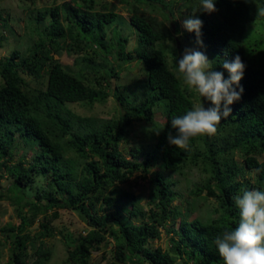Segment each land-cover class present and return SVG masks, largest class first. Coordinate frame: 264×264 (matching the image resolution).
Masks as SVG:
<instances>
[{"label": "trees", "instance_id": "16d2710c", "mask_svg": "<svg viewBox=\"0 0 264 264\" xmlns=\"http://www.w3.org/2000/svg\"><path fill=\"white\" fill-rule=\"evenodd\" d=\"M60 1L53 8L30 13L29 39L35 35L37 41L29 40L25 52L14 50L9 57L0 58V170L13 180L8 195L0 194V198L15 206L19 219L18 225L4 230V238H0V248L3 242L10 245L9 263L48 264L53 251L44 240L54 236L50 224L58 213L53 211L51 218L45 214L67 209L78 215L88 231L84 236L64 235L66 264H91L92 252L109 243L114 254L108 264H224L214 240L225 228L238 226L239 210L233 197L242 188L264 191V17H257V7L264 8V0H215L217 10L212 13L200 10L201 0H183L189 17L196 12L195 17L203 22L201 39L212 56L213 70L227 79L223 62H232L237 55L246 65L240 82L245 91L230 106L231 116L217 125L215 134L192 138L185 148L170 145L167 136L170 131L175 134L172 118L183 116L195 105L194 92L175 73L179 50H168L165 41L177 43L170 33L156 29L154 15L162 21L173 17V0H118L136 33L132 50H126L128 37L120 29L108 34V28L119 20L114 3L104 2L96 9V0ZM47 18L48 24L41 27ZM254 21L258 33L251 32ZM3 26L7 29L5 23ZM184 34L197 38L194 32L186 30ZM62 51L77 54L75 64L86 63L84 69L75 73L55 61L53 55ZM169 53L175 61L172 66ZM95 56L102 61L95 63ZM136 60L145 77L136 85L137 91L128 87L130 96L116 91L121 108L118 117L79 116L68 108L72 104H104L110 80L119 79L122 66ZM23 76L34 80L46 76L45 85L31 88ZM158 107L165 113L161 124L154 122ZM141 122L155 126L151 132L154 143L131 146L127 158L120 147L128 142L130 127ZM17 137L29 147L27 165L23 160L12 163ZM200 142L202 152L196 151ZM235 151L242 157V167L225 158ZM196 156L212 164L211 177L190 194L194 202L197 198L215 199L213 213L218 218L206 215L189 220L177 206H171L178 199L173 189L177 182L168 173ZM154 163L159 170L151 172ZM248 173L252 180L244 179ZM135 174L144 179L151 175L153 187L146 210L133 193L113 191ZM37 175L48 178L50 185L48 193L36 196L38 202L46 200L44 205L29 202L25 194ZM25 207H29L28 214ZM194 210V203L188 204L187 213ZM39 215L45 216L31 235L29 229ZM161 229L170 236L166 250L149 246L151 240L160 238ZM30 248L37 255L34 262L28 259Z\"/></svg>", "mask_w": 264, "mask_h": 264}, {"label": "rangeland", "instance_id": "374dc122", "mask_svg": "<svg viewBox=\"0 0 264 264\" xmlns=\"http://www.w3.org/2000/svg\"><path fill=\"white\" fill-rule=\"evenodd\" d=\"M157 3V0H154ZM167 3L170 0H161ZM104 2L114 3L117 8L116 12L119 15V20L117 19L116 23L112 24L108 28V34L110 35L114 28H118L121 30L123 36L128 37V43L126 45V50H132L136 46V33L133 27L129 24V16L127 14V10H125V6L118 3V0H96L95 8L98 9L101 4ZM60 0H0V58L9 57L14 50H19L21 52H25L26 48L30 45V41H37V37L35 35L30 38V29L28 28V18L31 16V12L44 8H53L54 6L60 4ZM158 6V5H157ZM183 0H173V17L167 19L166 21L159 20V15H156V29H160L165 31V33H170V35L175 39L165 41V45L168 47V50H173L175 47L179 50L177 53V60L183 58L184 51L186 48H196L199 51L203 52L209 61L212 62V56L209 52L203 47H200L197 44V38H187L184 34L186 31L183 28V21L189 18L188 11L183 7ZM159 7V6H158ZM161 8V6L159 7ZM146 12H151L148 10V7L143 8ZM167 13V12H165ZM49 18L41 22V27L48 24ZM7 25V29L3 26V24ZM34 26V25H33ZM259 27L257 23L251 25V32L258 33ZM30 40V41H29ZM97 50V49H96ZM98 51V50H97ZM100 55V54H99ZM77 54H67L65 51L60 52L59 54H54V60L61 63L67 69L77 73L84 69V65L86 63H80L79 65L75 64V59H77ZM79 56H83V53ZM169 65L172 66L174 63V57L169 53L167 56ZM95 63H100L102 58L99 56H95ZM113 64L116 68L117 64L113 61ZM123 68L120 70L119 79L110 80V88L107 89L109 94V98L104 104H94L92 106L84 105V104H72L68 105V108L71 109L76 115L79 116H88V117H97L102 119H109L113 117H118L121 114V108L116 101L115 95L116 91H119L122 94H126L130 96L131 94L128 91L129 88H133L135 90L136 85L141 84L144 80L145 74L143 71V67L139 61H131L122 66ZM172 68V67H171ZM103 69H100L99 72L102 73ZM175 73L183 78L182 75L178 72V69H174ZM90 78L92 75H89ZM25 81L28 83L31 88H43L45 85L46 76L40 80H34L31 77L23 76ZM3 85V80L0 78V86ZM191 89V88H190ZM194 92V101L195 105L204 104L207 108L205 100L199 96L198 92L195 89H191ZM137 91V89L135 90ZM207 102V101H206ZM154 122L162 123L165 120V113L163 107H158L154 112ZM155 129L154 125L141 123H134L130 127V135L128 142L126 144L121 145L120 150L127 158L129 156V148L131 146H147L152 145L154 141L151 139V132ZM16 143L13 151V162L18 163L19 160H23L24 163L30 161V153L29 147L24 145L20 139H16ZM196 151H204L203 143L200 142L196 146ZM227 160L235 162L239 167L243 166V160L241 155L235 151L231 154L226 155ZM181 168L177 169L176 172L168 173L171 179L175 180L177 183L173 187L174 191L178 194V199H176L171 206H177L178 209L182 212V216L186 219H193L195 217H205L209 215L211 218H218L219 215L213 213V210L216 209L217 203L213 198H209L206 201H203L200 198H197L190 194L191 189H193L196 185H200L201 182L210 178V172L212 170V164L204 159L197 158L195 160H189L184 163ZM159 170L157 163H154L151 167V172ZM150 174L144 179L140 174L133 175L129 181L119 187L116 186L114 190H116V194L121 193L122 191H128L133 193L138 197L140 205L146 210L149 207V200L152 185L149 182ZM250 178L253 179L252 174H245L244 179ZM242 177L240 180H244ZM12 179L8 176L7 173L0 170V194H7V189L12 184ZM50 191V185L48 178L42 175H37L34 178L33 184L25 191V194L29 200V202H37L39 204H46V200L41 198L39 202L36 199V196L43 192L48 193ZM111 193V192H109ZM113 193V194H115ZM10 195V194H9ZM205 196V192L203 195ZM58 198V196L56 195ZM194 203L195 210L191 213H187L188 204ZM29 207L24 208V213L27 212ZM53 211H57L58 217L52 219L51 227L54 230V236L51 238H46L45 244L50 247L53 251L51 259L48 264H66L67 260V252L64 245V235H71L72 237H78L80 235L84 236L88 231V228L84 225V223L80 220L78 215L67 209H53L48 211L45 215L51 218V214ZM28 214V212H27ZM45 215H39L35 224L29 229L31 235L35 234L38 231L39 222L43 220ZM136 223H138V219H133ZM179 219H177V222ZM19 219L17 217V213L15 210V206L10 204V201L7 198H0V238H4V230H9L11 227L18 225ZM169 223H167V226ZM14 227V231L16 228ZM3 231V233L1 232ZM169 238L170 236L166 234L164 230L161 229L160 238L156 240H151L149 243L150 247H160L163 250L168 249L169 247ZM9 243L3 242L1 243V253L0 264H10L9 256L11 254L9 250ZM29 262H34L37 259V255L34 256L33 249H29L28 251ZM113 245L111 243L102 245L99 251H93L91 254V264H108L113 259ZM34 256V257H33ZM177 264H183L182 261H178ZM192 264V262H189Z\"/></svg>", "mask_w": 264, "mask_h": 264}, {"label": "clouds", "instance_id": "9594fccd", "mask_svg": "<svg viewBox=\"0 0 264 264\" xmlns=\"http://www.w3.org/2000/svg\"><path fill=\"white\" fill-rule=\"evenodd\" d=\"M200 10L215 12V0H201ZM195 13L183 21V28L194 32L197 44L203 47V22ZM257 17H264V8L257 7ZM177 65L184 83L212 105L206 108L204 104H197L183 116L172 118L171 128L175 134L168 133V143L185 148L192 138L215 134L217 125L231 116L230 106L239 101L245 91L240 82L246 65L239 55L232 62L224 61L223 68L229 73L225 79L222 72L213 70V62L196 48H186ZM258 171L260 169L254 170ZM233 200L239 210V223L235 229L225 228L215 238L218 253L224 264H264V191L242 188Z\"/></svg>", "mask_w": 264, "mask_h": 264}]
</instances>
